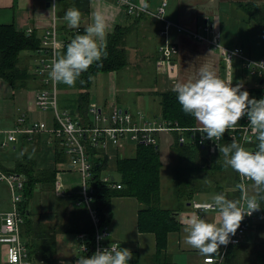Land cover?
<instances>
[{"label": "crops", "instance_id": "obj_1", "mask_svg": "<svg viewBox=\"0 0 264 264\" xmlns=\"http://www.w3.org/2000/svg\"><path fill=\"white\" fill-rule=\"evenodd\" d=\"M128 1L134 7L132 12L128 11L127 5L121 0H55L56 8L54 11L50 10L52 6L51 0H0V24H13L17 30H21L26 34L35 33L39 40V45L41 46L44 31L49 29L54 23L55 38L57 41V58L60 56L64 45L78 35L77 31H80V35L84 34L85 29L93 21V14L96 12L101 13L105 17L108 25L103 40H97L98 45L102 48L107 45L109 37L112 34L121 32L120 47L124 51V55L126 51L137 53L138 50H150L155 52L153 57L155 71L161 77L159 81L160 90L158 89L157 92L158 100L156 101L158 109L155 107H147L143 110L136 109L135 112L132 113L135 115V113L138 114L143 112L142 114H144L148 120L172 121L177 122L178 126H180L178 121L163 118L159 114L160 95L167 90H174L177 83H183L198 78L199 72L204 66L211 68L221 79L227 80L229 77H232L233 86H235L237 82H242L243 88L241 90H246L248 93L250 90V99L255 96L254 92L256 90L259 92V89L264 85V81L257 79L256 75L250 74L248 70L242 66L240 58H233L231 63L226 65L211 43V41L217 37V41L225 48L231 49L240 47L245 55L253 59L264 57V0ZM72 6H75L81 12V20L77 28H70L63 19L66 10ZM160 8H162L161 14H159ZM176 26L188 28L199 34L202 38H192L185 33L177 31ZM29 30L31 31L30 33H28ZM166 41L174 45L177 51L171 58V62L175 64L176 68L174 74H167L164 72V69L158 66V61L160 60V47ZM40 46L38 48H40ZM34 52L32 54V65L26 67L30 74L36 78L33 79L34 81H30L27 87L13 89L5 80L0 78V142H2L7 134L15 127L16 119L20 114L25 115L27 124L33 121H44L50 127L56 125L53 112L49 109L41 110L36 104V94L38 90L45 87V83L41 77L33 73L35 67L34 61L36 58ZM126 65L124 67H126ZM119 70L103 73L106 74L108 79L107 97L103 99L100 98V100H98L99 103H97V101L88 100V105L84 114L73 113L69 108L62 107L60 104L59 85L57 82L58 107L62 110H67L72 116L83 121H90L92 118L88 110L91 104L109 113L113 108L117 107L115 101V78ZM164 85H168L170 88H164ZM251 89H253V91ZM113 90H115V94ZM88 93L90 99L89 90ZM113 94L115 95V100L109 99V95L111 96ZM125 111L128 112V109L125 108ZM240 121L236 126L243 122V118ZM194 127H201L196 120ZM175 132L176 131L157 133L155 135V143L149 145L127 141L113 144L109 138H105L103 146L98 148L92 147L88 150V152L91 153L90 161L93 164V161L97 158H106L107 164L106 168L102 171L101 180L102 177L109 176L112 183L119 184L120 176L115 170L117 158L133 156L136 147L139 145L154 147L158 151L160 161L161 207L163 204L161 178L164 177L168 180V177L172 175L171 148L175 143ZM15 135L13 141L8 142L3 148L0 147L1 172H13L17 163L23 161L25 158L33 161L37 170H54L53 182L49 188H41L39 184L34 186V197L30 202L31 211L34 214H40L44 219H52V216L48 217L47 215H52L55 198H64L72 194L79 195L78 199L75 202L73 201V204L76 207L83 206L76 204L80 198V174L72 167L69 156L65 153L64 148L56 142H53L52 135L49 132H38L33 134L30 138L22 133H16ZM188 143L195 144L193 141H188ZM246 145L247 144H245L244 147H248ZM198 147L202 151L212 149L209 143L205 146L198 145ZM249 149L250 148H248V150ZM19 175L25 180L23 174ZM57 180L59 181V186H57ZM0 182L3 183L6 188V191H0L1 214L9 211L13 203L11 187L6 181L0 180ZM250 182L251 181L246 182L245 185L248 187ZM102 183L105 184L103 181ZM106 186L112 189L121 188V185L119 188ZM229 188L234 189L232 187H228V189ZM57 190L63 192V195L57 196ZM167 191H169V189ZM209 191L214 190L210 189ZM207 193L208 192L195 194L190 201L184 203V206L180 205L178 201L176 199L174 200L172 197L165 199L168 204V209L173 210L172 213L179 224V229L167 234L166 260H160L158 262L159 264H208L203 261L206 256L201 255L198 250L185 243V233L182 223L185 214L192 211H197L209 222L213 221L215 212L196 209V207L193 206V204L198 203H210L209 200L206 199ZM211 194H215V192ZM241 198L242 194L240 200ZM37 199L41 201L43 199V205L41 204L42 202L39 204V201H36ZM93 201L95 202L94 199ZM49 203L50 205H46ZM139 207L140 205L135 198L121 196L113 197L110 200V215L102 222L98 214L100 225L104 227L108 233L106 241L111 243L116 242L121 248H123V243H125V248L131 251L133 258L128 261V264H143L144 262L147 264H158L155 263L156 261L153 257V255L156 254L155 236L152 233H141L137 229V213ZM257 212H255L254 219L249 222L247 230L242 235L241 242L229 247L234 248L244 244V242L249 244L256 242L259 230L257 228L260 224L259 220H263L261 211L259 210L261 213L260 215H258ZM78 234L80 233L73 234L77 241V252L76 255H71V259H73L75 263L82 257V254L78 251ZM85 234L89 235L88 233ZM20 237L25 245V239L21 235ZM220 249L221 246L218 249V253L213 254L212 257L218 256ZM0 259V264H8L6 261V246L1 243ZM30 259L34 261L31 257ZM223 261L220 264H222Z\"/></svg>", "mask_w": 264, "mask_h": 264}, {"label": "trees", "instance_id": "obj_2", "mask_svg": "<svg viewBox=\"0 0 264 264\" xmlns=\"http://www.w3.org/2000/svg\"><path fill=\"white\" fill-rule=\"evenodd\" d=\"M120 34L121 32L114 33L109 37L107 45L102 48L106 56H102L101 61L94 62L80 75V91L68 101H60L62 107L69 108L73 113L84 114L88 105V90L92 77L98 73L119 70L126 65L124 51L120 47ZM68 43L62 48L60 55L66 51ZM39 46L35 33L26 34L17 30L13 24H0V78L13 89L27 87L36 77L30 74L27 67L18 66L19 54L25 50L34 52ZM254 93L257 95L258 91ZM159 107L161 117L176 120L181 127L195 126V119L182 111L175 90L161 93ZM228 133L229 130L220 139L216 148L231 142ZM186 137L190 138V135L186 133ZM174 139L175 143L171 148V190L180 205L184 206L195 193L210 192V189L224 193L227 199L240 200L241 191L235 190L231 193L225 190L228 187L235 188L241 180L237 173L225 166L223 153L219 150L215 153L200 150L197 145L198 134L194 138L195 144L188 142L180 144L177 132L174 133ZM257 144L258 141L255 140L245 148L255 151ZM106 164V158L95 159L91 178L94 189L92 195L95 200L93 204L100 220L103 222L110 215L109 206L113 197L135 198L140 205L137 229L141 233H152L155 236L156 254L153 255L155 263L166 260L167 234L177 231L179 224L173 216L172 209L160 207V161L157 149L139 145L133 156L117 158L115 170L120 176L119 189L108 188L102 183L101 175ZM13 172L25 176L22 199L16 203V207L24 218L20 226V235L25 239L29 255L34 261L39 264H55L57 240L62 234L93 235L94 227L87 208L76 207L73 204L79 197L77 194L55 198L52 219H44L40 214L31 211L30 202L34 197V186L39 184L41 188H49L53 182L54 170H37L34 162L25 158L17 163ZM260 206L264 220V200L260 201ZM72 264L76 263L73 261ZM222 264H264V243L244 242L234 248L229 247Z\"/></svg>", "mask_w": 264, "mask_h": 264}, {"label": "built area", "instance_id": "obj_3", "mask_svg": "<svg viewBox=\"0 0 264 264\" xmlns=\"http://www.w3.org/2000/svg\"><path fill=\"white\" fill-rule=\"evenodd\" d=\"M51 1L52 4L55 3V0ZM121 1L127 5L129 12L133 11L134 7L128 0ZM161 13L162 8L159 9V14ZM176 29L192 38H202L199 34L188 28L176 26ZM30 32L29 30L28 33ZM79 32L77 31L78 34ZM41 43L40 48L34 52L36 58L33 73L43 79L45 87L38 90L36 104L41 110L49 109L53 112L56 125L50 127L44 121H33L27 124L25 115L20 114L16 119L15 127L0 142V147L3 148L8 142L13 141L16 133H22L30 138L38 132H49L52 135L53 142H56L64 148L65 153L69 156L72 167L80 174V198L76 204L83 205L87 208L94 226L93 235H87L85 233L77 235L79 240L78 251L82 254V257H91L98 248H107L111 244L117 243L106 241L108 233L104 227H101L99 216L93 205V187L91 186L93 164L90 161L91 153L88 152L90 148L103 146L105 138H109L113 144L124 141L146 145L154 144L157 133L170 131H176L178 133V142L180 143L188 141L194 142L196 134H198L197 144L200 146H205L209 143L211 148H215L219 141L215 139L213 141L208 140L205 138L204 133L193 131V129L199 128L180 127L177 122L172 121L148 120L147 117H142V115H134V118L132 113L117 107L113 108L109 113H106L96 107V105L91 104L88 109L92 115L90 121L75 118L67 110H62L58 107L57 82L49 77L52 62L56 59L57 41L55 38L54 23L49 29L44 31ZM211 43L226 65H229L233 58H240L242 66L250 74H254L257 76V79L264 81V57L253 59L245 55L240 47L225 48L217 41V37ZM176 52V47L168 41L160 47L158 66L164 69V72L167 74H174L176 72L175 64L171 62V58ZM253 98L257 100L264 98V85ZM248 124V120L244 117L240 125L229 129V139L231 140L234 137L242 146L253 142L255 136L251 133ZM186 133L190 135V138L186 137ZM0 180L6 181L11 187L13 203L9 211L0 214V243L6 246V261L8 264H38L30 259L28 250L20 237V226L24 218L17 209L16 203L22 199V188L25 180L17 173H3L1 171ZM102 181L108 186L120 187L119 184L112 183L109 176L102 177ZM248 181L241 178V182L244 184ZM57 186H59L58 180ZM56 195L62 196L63 192L57 190ZM193 206L195 207L196 204H193ZM254 215L255 212L251 216H244L235 235L230 236L229 243L226 246L221 245L218 256L211 258L205 257L203 261L208 264H220L223 261L227 248L241 242V237L247 230L249 222L254 219ZM12 249L17 250V259L15 261L10 260V250Z\"/></svg>", "mask_w": 264, "mask_h": 264}, {"label": "clouds", "instance_id": "obj_4", "mask_svg": "<svg viewBox=\"0 0 264 264\" xmlns=\"http://www.w3.org/2000/svg\"><path fill=\"white\" fill-rule=\"evenodd\" d=\"M55 8L53 3L50 10ZM63 19L70 28H77L81 12L75 6L69 7ZM107 27L105 17L99 12L94 13L84 34L76 35L67 44L66 51L52 62L49 77L71 86L94 62L101 61L106 52L97 40H103ZM242 88V82L233 86L232 77L221 79L208 66L201 68L198 78L177 83L174 88L182 111L201 126L193 131L206 134L208 140L219 141L227 130L246 117L248 127L258 141L255 151L246 149L234 137L230 143L217 146L223 153L225 166L251 181L254 194L249 195L247 186L238 183L233 190L241 191V200H230L224 193H218L212 196L210 203L196 204V209L215 212L212 222L197 211L185 214L182 221L185 243L208 258L218 253L221 245L229 243L244 216L259 211L260 201L264 200V98L250 99L249 93ZM132 258L129 249L111 244L107 248H98L91 257H81L76 264H128ZM16 259L17 250H10V260Z\"/></svg>", "mask_w": 264, "mask_h": 264}, {"label": "rangeland", "instance_id": "obj_5", "mask_svg": "<svg viewBox=\"0 0 264 264\" xmlns=\"http://www.w3.org/2000/svg\"><path fill=\"white\" fill-rule=\"evenodd\" d=\"M32 54L33 52L30 51H25L23 53L20 52L18 59V66L20 67H26L28 65L31 66L33 63ZM154 55L155 52L150 50L148 51L138 50L137 53L126 51L125 56L127 59L126 60L127 65L126 67H124L123 69L119 70L116 73V78H115L116 100L114 95L115 90H113L114 91L113 95L111 96L109 95V99H114L116 101L117 108L121 110H125L126 108L130 113L135 112L136 109L143 110L144 108L147 107H155L158 109V104L156 101L158 100L157 92L158 89L160 90L159 81L161 77L155 71V64L153 58ZM58 85H59L60 101L61 102L63 100L68 101L72 96H77L78 92L80 91V87H79L80 77L71 86L66 85L64 83H58ZM107 87H108V79L106 77V74L99 73L94 75L92 77L91 85L89 88L90 99L89 97L88 99L90 101H97V103H99L98 100H100V98L103 99L104 97H107ZM163 87L170 88V86L168 85H164ZM142 113H138V114L135 113V115L136 116L142 115V117L145 116ZM132 116L135 118L134 114ZM255 140L247 144L246 146L251 145L252 143L255 142ZM217 150L218 147L217 148L215 147L209 149V152L215 153ZM239 179L241 180V177H239ZM171 185H172V175L168 177V180L164 177L161 178V190L163 195L162 207L165 208L168 207V204L165 201V199H167L168 197H172L175 200L172 191H170ZM247 188H248V194L253 195L254 191L252 188V182L249 183V186ZM168 189L169 191H167ZM225 190L231 193L235 191L231 188L229 189L226 188ZM0 191H6L5 186L1 182H0ZM212 192L218 194L216 191L208 192L206 199L209 200V202H211L212 196L214 195L211 194ZM198 193H204V192H197L195 194ZM36 201H39V204L40 202H42L41 203L42 205L44 203L43 199L42 201L40 199H37ZM46 205H50V203ZM257 213L258 215L261 214L259 211ZM47 216L51 217L52 215H47ZM259 222L260 224L257 228L259 230H258V237L256 242L264 243V220L261 219L259 220ZM57 242H58L56 247L57 251L55 254L57 262L55 264H72L73 259H71V255H76L77 252L76 250L77 241L75 236L73 234H62L60 235L59 240H57ZM125 247H126L125 243H123V248ZM143 264H147V263L144 262Z\"/></svg>", "mask_w": 264, "mask_h": 264}]
</instances>
